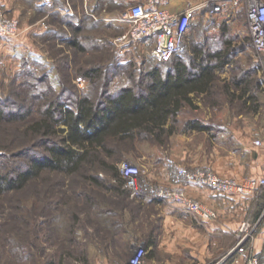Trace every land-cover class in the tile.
I'll return each mask as SVG.
<instances>
[{
  "label": "rangeland",
  "instance_id": "374dc122",
  "mask_svg": "<svg viewBox=\"0 0 264 264\" xmlns=\"http://www.w3.org/2000/svg\"><path fill=\"white\" fill-rule=\"evenodd\" d=\"M201 1L203 0L190 2L197 4ZM133 3L131 0L122 2L119 12H125ZM53 4L51 1L48 6ZM42 5V0H0V7L17 20L16 34L0 37V109L5 113L18 111L25 117L0 122V153L8 158L10 156V164L19 166L27 162L26 157L16 156L23 147L37 145L34 151H44L40 139L26 141L19 135V131L29 121L40 116L48 101L56 98L58 101L74 105L76 97L87 93L100 101V89H105L106 94L111 95L124 86L141 92L148 80L146 73L155 64L151 57L152 41H144L129 49L115 45L114 40L125 33L128 27L121 22H113L114 25L110 28L108 24H104L99 16V13L103 12L100 3L95 18H92V22L97 23L96 27L82 29L77 34V40L74 38L77 46L70 43L74 36L70 40V36H64L63 30L67 24L63 25L64 18L59 12L49 9L45 13L40 10ZM56 13L59 16H56ZM227 17L229 22H226ZM207 25L209 28L205 30L192 29L190 39L203 46L207 54L228 50L230 62L222 70H217L219 81L231 82L233 77L249 81V94L257 100L256 110L251 108L254 105L251 102L244 105L242 101L235 99L230 104L222 94L217 93L214 98L216 105H211L210 101H204L202 105L211 109L221 107L220 112L212 110L204 114L193 112V108H184L175 124V133L166 138V142L157 143L152 139L136 137L130 144L112 143L109 149L114 151L113 156H103L107 162L115 165L120 176L119 165L123 162L132 163L139 168L138 181L142 193L137 198H131L128 193V198L120 199L116 194L109 192L106 186L98 188L75 180L72 176L47 170L37 178L31 179L29 189L21 194V205L26 211L38 212L40 215L36 241L38 248L31 250L36 256L35 264H48L51 260L58 264L62 250L70 249L75 252L73 257L65 260L66 264H81L73 259L76 250H86L90 264H122L130 259L136 247L146 242L147 237L152 235L158 240L160 235L166 233L160 218L158 221L154 218L141 219L138 208L145 200L148 203L156 201L161 205L165 204L157 201L156 190L179 183L178 178L174 183L156 179L155 176L163 166L170 170L173 176L179 166L189 168L212 165L219 174L235 179L239 176L264 177V173L260 176L258 174L261 166L250 158L252 151L264 148V55L252 47L246 29L245 8L228 9L219 15L216 22H208ZM61 26H64L63 29H60ZM66 30L70 33V29ZM188 53H191L189 46L178 55L188 60ZM91 67H101L102 70L95 82L90 83L81 77L79 71ZM107 79L109 86L103 88L102 85ZM78 80H82V84ZM191 117H197L207 123L210 130L196 131L194 136L190 131L184 136L187 141L184 143L172 137L183 133L181 122ZM257 139L261 144H255ZM183 145L188 150H185L186 158L182 161L171 158L180 155L179 151L184 148ZM188 156L194 161L192 164L187 162ZM6 162L9 164V161ZM255 174L256 176H253ZM98 176L106 183L117 182L106 172L99 171ZM50 184L55 185L52 190H49ZM86 190L92 191V196L96 198L93 208L84 202L81 193ZM121 200L127 205L126 208L121 207ZM47 201L51 202L48 211ZM3 204L10 207L8 199ZM99 206L110 208L112 212L107 216H96V207ZM151 211L154 210L148 207L145 212L149 214ZM73 213H77L80 220L70 232L69 225L73 222ZM89 218L92 219L87 220ZM8 220V212L5 210L0 215V222ZM252 222L256 223L253 237L242 245V249L254 253L251 245L264 223V206ZM71 235H75L78 241H73L70 244L72 247L68 244ZM237 235L238 229L228 234L224 238L226 241L222 242L223 249L212 256L184 259L183 264H243V255L238 248L229 252L237 242ZM106 250L112 251L108 258L102 257L100 253ZM26 264H34L33 258L28 256Z\"/></svg>",
  "mask_w": 264,
  "mask_h": 264
},
{
  "label": "trees",
  "instance_id": "16d2710c",
  "mask_svg": "<svg viewBox=\"0 0 264 264\" xmlns=\"http://www.w3.org/2000/svg\"><path fill=\"white\" fill-rule=\"evenodd\" d=\"M53 3L51 6L43 4L40 10L46 13L49 9H55L63 4L56 0ZM63 18L62 22L68 23L70 17ZM207 23L198 20L190 24L185 47H191L188 62H183V57L179 55L164 62L154 60L153 68L146 73L148 80L141 92L124 86L111 95H107L105 89H100L98 94L102 97L100 101L88 93L76 97L74 105L58 101L56 98L50 100L43 107L40 116L29 121L19 131V135L26 141L40 139L44 151H34L37 145L23 147L16 153V156L26 157L27 162L23 166L10 164V156L8 158L7 155L0 153V215L6 210L9 218L8 221L0 222V264H26L28 256L33 258L34 264L37 262L31 250L38 248L36 241L40 215L38 212L30 213L23 208L21 194L29 189L31 179L37 178L44 170L72 176L75 180L98 188L106 186L109 192L116 194L120 199L128 198L129 191L123 187L124 181L115 165L107 162L103 156V154L107 157L113 156L114 151L109 149L112 143L130 144L136 137L152 139L157 143L166 142V138L175 133V124L183 109L193 106L189 93L194 95L203 93L202 99L205 102L210 101L211 105H216L214 98L217 93L222 94L228 103L239 99L245 105L250 101L254 104L251 108L256 110L257 100L248 93L249 81L235 77L231 82L219 81L217 70H222L230 62L228 50L207 54L203 46L190 39L192 29H208ZM79 28L80 26L68 23L66 29H70V33L66 29L63 30L64 36H70L69 40L74 36L70 41L73 46H77L74 38L77 40V34L82 31ZM101 70V67H91L81 69L79 72L82 78L91 83L95 82ZM108 86L107 79L102 87ZM23 118L24 115L18 111L5 113L0 109V122ZM181 125L182 130H210V126L197 117L186 118ZM99 171L110 174L117 182L110 181L111 184L103 182L98 176ZM54 186L50 184L49 190ZM91 192L86 190L81 194L84 196V202L93 208L96 198ZM253 197L259 199L256 202L258 210L251 221L258 217L264 206V186L262 192ZM6 199L9 200L10 207L3 204ZM120 202L121 207L126 208L127 205L122 200ZM50 204L51 202L47 201L46 211L49 210ZM95 212L96 216H107L112 210L99 206ZM71 215L73 222L69 225L70 232L80 220L77 213ZM73 241L78 243L75 235L68 239L69 246ZM151 243L152 240L147 239L146 245ZM74 252L73 249L62 250L58 264L63 262L66 264L65 260L73 257ZM256 255L259 264H264V247ZM73 259L81 264H90L86 250H76ZM48 264H55V261L51 260ZM122 264L130 262L125 260Z\"/></svg>",
  "mask_w": 264,
  "mask_h": 264
},
{
  "label": "built area",
  "instance_id": "2783aa9c",
  "mask_svg": "<svg viewBox=\"0 0 264 264\" xmlns=\"http://www.w3.org/2000/svg\"><path fill=\"white\" fill-rule=\"evenodd\" d=\"M168 1L135 0L118 19L128 28L114 40L115 45L129 49L151 39L153 42L151 57L158 62L168 61L186 47L187 35L193 21L216 22L219 15L228 9L245 8L246 29L252 47L264 55V0H203L197 4L188 1L180 11L167 9L164 4ZM50 2L51 0H43V4L46 5ZM68 8L70 10L69 3ZM16 32L17 20L0 7V37H11ZM78 82L82 84V80ZM255 144L259 145L261 141L257 139ZM119 170L124 181L123 187L129 191L131 198L141 196L138 166L123 162L119 165ZM176 176L179 179L178 184L156 190L157 201L179 205L192 218L201 222L214 220L217 214L204 203L188 195L184 183L207 187L227 197L258 196L264 186V177L238 180L219 175L209 165L189 168L179 166L176 169ZM255 227L256 223L242 221L238 228L237 242L229 251L238 248L243 255V264H259L255 253L242 249V245L252 239ZM145 256L144 246H138L133 250L129 262L146 264Z\"/></svg>",
  "mask_w": 264,
  "mask_h": 264
},
{
  "label": "crops",
  "instance_id": "0c3cea01",
  "mask_svg": "<svg viewBox=\"0 0 264 264\" xmlns=\"http://www.w3.org/2000/svg\"><path fill=\"white\" fill-rule=\"evenodd\" d=\"M51 1L54 2L55 0ZM56 1H60L63 4L55 8L54 11L59 12L62 17H70L67 20L68 23L73 26H79V23H81L79 29H93L96 27V24L92 22V18H95V13L97 11L99 3L103 7V12L99 13V16L102 17L104 24H108L107 26L110 28L111 25H114V23L117 24L119 22L118 19L123 14V12H119L120 4L127 0ZM131 1L134 2L135 0ZM188 1L192 0H169L164 4V6L171 11H180ZM68 3L70 5V10L68 8ZM44 6L48 5L44 4ZM82 15H84L83 19ZM228 17L226 19V22H229L230 20L228 19ZM62 23L63 25L68 24L66 22ZM182 61L188 62V60L184 59ZM237 93H239V90H237ZM188 96L192 98L193 112L207 114L212 110L220 112L222 109L221 107H214V109H211V107L202 105V102H204V100L202 99L204 97L203 93H199L198 95L189 93ZM249 104L250 101H248L245 105ZM190 131L194 136V133L197 130H183V133L176 134L172 137L176 139L178 138L182 143H184L187 142L186 140H184L186 139V137L184 136L187 133H190ZM188 139L189 137H187V140ZM185 150L188 151L184 146V148L179 151L180 155H176V157L171 158L182 161V159L186 158L187 155V152H185ZM188 155L191 156V154L189 153ZM190 156L187 157V162L192 164L194 161L189 158ZM250 158L252 159V161H254L255 164L261 166L258 174L259 176L262 175L264 173V148L258 151H252ZM210 167H212V169L216 173H218L215 167H213L212 165ZM160 170L161 171L158 172L155 176L156 179L158 178V180H160L161 182L174 183V180L177 178L176 173L174 174V177L172 175V172L168 169L166 170L164 166ZM253 176H256V174ZM244 178L245 176H239L236 179L241 180ZM184 187L188 195L199 200L200 202L211 208L213 211H215V213L217 214V218L214 220L201 222L192 218L188 213L182 210L179 205L172 203H165L161 205L156 201H149L151 203L150 204L147 200L142 201L138 208V211H140L141 219L154 218V220L158 221V219L160 218L163 229H166V233L160 235L158 237V240H155L152 235L147 237V239L150 238L152 240V243L150 245H146V242L143 240L145 242L143 243V246L146 250V264H183L184 259L186 260L188 258H191L192 260H194L195 258L199 259L210 257L223 249L222 242L226 241L224 238L228 234L237 231L242 221L247 220L252 222L251 219L255 217V214L258 210V205L256 203L259 199L258 197L254 198L252 196L248 197L239 195H236L234 197H227L216 193L210 188L197 186L192 183H184ZM148 207L152 208V210L154 211L146 214L145 211ZM156 211L159 212L156 213ZM251 246L255 254L259 253L263 249L264 223L261 225L260 230L255 235ZM100 253L102 254V257L108 258L111 256L112 251L106 250L105 252ZM104 264H106V262Z\"/></svg>",
  "mask_w": 264,
  "mask_h": 264
}]
</instances>
